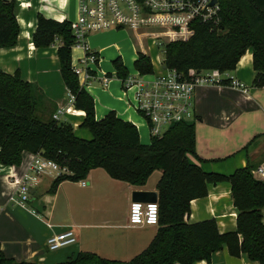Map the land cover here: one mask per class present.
Returning a JSON list of instances; mask_svg holds the SVG:
<instances>
[{
  "label": "trees",
  "instance_id": "obj_1",
  "mask_svg": "<svg viewBox=\"0 0 264 264\" xmlns=\"http://www.w3.org/2000/svg\"><path fill=\"white\" fill-rule=\"evenodd\" d=\"M217 7L216 14L206 22H193L194 35L188 41L164 45V68L174 69L186 79L190 72H232L250 50L252 87L264 88V0H217ZM14 10V0H0V48H13L17 43L19 25ZM32 41L37 49L60 42V75L73 97L74 108L84 112L79 127L87 130L91 139H79L70 124L53 119V107L35 84L23 81L18 72L10 75L0 70V164L19 166L23 152H28L67 168L68 174L53 179L49 193H54L61 182L83 181L94 169L136 187L144 186L155 171L161 173L156 184L157 231L146 249L129 261L78 252L58 264L209 263L212 254L223 248L230 256L244 254L264 264V183L253 178L252 166L225 176L191 163L189 156L203 162L195 153L193 123L174 124L160 138L150 137L144 144L136 126L117 118L114 112L97 121L93 99L71 69L74 37L70 23L39 15ZM112 66L119 80L128 77L120 58L113 60ZM133 68L141 75L153 73L150 58L142 53L137 54ZM220 182L230 184L237 210L236 231L220 234L212 219L186 223L191 201L206 197L208 184ZM0 264L33 263L7 259L0 251Z\"/></svg>",
  "mask_w": 264,
  "mask_h": 264
},
{
  "label": "crops",
  "instance_id": "obj_2",
  "mask_svg": "<svg viewBox=\"0 0 264 264\" xmlns=\"http://www.w3.org/2000/svg\"><path fill=\"white\" fill-rule=\"evenodd\" d=\"M14 1L19 35L13 48H0V70L10 75L18 72L23 81L35 84L47 104L53 107V115L70 108L71 113L62 114L58 121L70 124L79 139L90 140L89 132L79 127L84 112L74 108L60 75L57 58L60 42L56 41L57 45L55 42L46 49H37L32 41L39 15L57 22L71 23L77 17L78 0ZM133 39L134 49L140 50L139 40L134 34ZM86 42L88 48L98 56L99 68L100 55L105 47L97 51L96 44L91 46L88 39ZM82 55L79 49L71 50V65ZM90 68L97 78L109 76L107 87H102L99 80L94 79L84 88L93 99L95 119L100 121L109 112H114L117 118L136 126L140 141L147 144L149 131L130 107L121 89V80L100 69L98 74L92 66ZM227 74L241 87L214 85L195 89V153L203 162H198L193 156L188 157L191 163L199 165L204 171L225 176L247 165L254 170L264 162V88L252 87L254 71L251 51L247 50L235 70ZM141 130H145L144 136H140ZM32 157L33 154L23 152L19 166L0 164V251L7 259L33 264H58L66 262L78 252H92L106 260L129 261L146 249L157 226H129L128 211L133 200L146 202L153 200L152 194L157 196L156 184L160 172L155 171L144 186L136 187L111 179L102 169H94L83 181L61 182L54 193L48 190L56 177L42 176L40 182L30 189L26 207L11 204L9 198L14 186L9 177L14 175L20 178ZM236 217L230 184L220 182L208 184L207 196L191 201L185 222L193 224L212 219L218 232L224 234L236 231ZM151 227L154 229L150 230ZM69 230L74 232L76 243L62 248L65 251L50 252L46 247L47 239ZM194 264L258 262L249 260L244 254L230 256L223 248L212 254L209 263L199 261Z\"/></svg>",
  "mask_w": 264,
  "mask_h": 264
},
{
  "label": "built area",
  "instance_id": "obj_3",
  "mask_svg": "<svg viewBox=\"0 0 264 264\" xmlns=\"http://www.w3.org/2000/svg\"><path fill=\"white\" fill-rule=\"evenodd\" d=\"M210 2L211 0H78L77 17L70 23V31L74 37L71 50L79 49L83 53L71 66L79 85L84 89L94 79H98L102 87H107L109 83L108 76L97 78L90 68L98 64V56L87 46L88 35L128 29L139 40L140 53L147 55L145 48L142 47L144 41L148 40L155 47H162L164 54L163 47L166 43L186 42L194 35L192 28L194 21L204 23L216 14L217 2L209 6ZM149 76L151 78L146 79ZM224 81L228 82L229 87H241L227 73L216 70L190 72L189 78L186 79L174 69H165L161 62L159 71L146 75L138 72L134 75L129 74L125 80H121V89L130 107L147 127L150 137L160 138L174 124L193 123L195 120L193 96L196 88L222 86ZM71 99L73 101L72 96ZM70 110L67 108L57 111L53 119L58 121L62 114L71 113ZM63 174H68L67 168L41 155H33L20 178L10 175L14 192L9 202L26 207L30 189L40 182L42 176L57 177ZM252 176L264 183V162L252 171ZM157 223L156 201L130 203L129 226H157ZM75 243V234L69 230L49 237L46 247L50 252H54Z\"/></svg>",
  "mask_w": 264,
  "mask_h": 264
},
{
  "label": "rangeland",
  "instance_id": "obj_4",
  "mask_svg": "<svg viewBox=\"0 0 264 264\" xmlns=\"http://www.w3.org/2000/svg\"><path fill=\"white\" fill-rule=\"evenodd\" d=\"M87 39H88V43L91 44V46H93V44H96L97 51L101 49L102 47H105L104 52L102 51L100 55L101 61H100L99 68L97 67V65L92 66L95 69V71L98 72V74H100L99 72V69H100L102 72L111 74V77L116 79L114 69L111 65V61L116 59L117 57L121 58V60L126 66V69L128 70L130 75L135 74L136 71L133 68V62L137 57L136 53L140 51L135 50L133 47L134 39H133V34L130 30L121 29V30H112V31L100 32V33H93V34L88 35ZM57 44L58 42H56L55 45ZM143 45L147 53V56L150 58V61L153 67V72L159 71L161 68V62H163L164 60V54L162 52V47L157 48L152 44V42L148 40L146 42L144 41ZM91 48L95 49L94 47H91ZM150 78H151L150 76L146 77V79H150ZM87 134H89V137L91 136L90 133H87ZM144 135H145V130H141L140 136H144ZM118 198L120 199L121 197L119 196ZM151 228L150 230L154 229V227H151Z\"/></svg>",
  "mask_w": 264,
  "mask_h": 264
},
{
  "label": "water",
  "instance_id": "obj_5",
  "mask_svg": "<svg viewBox=\"0 0 264 264\" xmlns=\"http://www.w3.org/2000/svg\"><path fill=\"white\" fill-rule=\"evenodd\" d=\"M216 2H217V0H211L209 6L215 5ZM152 196H153V200L152 201L149 200V201H146V202H155L156 201V195L152 194ZM133 201H135V200H133Z\"/></svg>",
  "mask_w": 264,
  "mask_h": 264
},
{
  "label": "bare ground",
  "instance_id": "obj_6",
  "mask_svg": "<svg viewBox=\"0 0 264 264\" xmlns=\"http://www.w3.org/2000/svg\"><path fill=\"white\" fill-rule=\"evenodd\" d=\"M71 111V110H70Z\"/></svg>",
  "mask_w": 264,
  "mask_h": 264
}]
</instances>
